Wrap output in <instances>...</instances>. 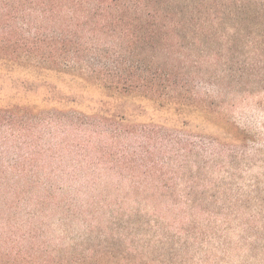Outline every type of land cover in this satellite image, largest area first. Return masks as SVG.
<instances>
[{
  "label": "trees",
  "instance_id": "obj_1",
  "mask_svg": "<svg viewBox=\"0 0 264 264\" xmlns=\"http://www.w3.org/2000/svg\"><path fill=\"white\" fill-rule=\"evenodd\" d=\"M263 21L264 0H0V68L54 71L111 96L137 95L167 114L151 129L124 115L57 108L56 192L52 186L38 191L37 174L15 168L17 159L5 161L0 154V238L7 235L10 246L0 250V264H53L15 251L27 250V241L38 239V220L51 215V206L57 208L62 238L56 260L55 253L47 258L57 264L156 263L144 254L131 262L130 253L137 250L171 254L173 264H181L173 260L187 250L192 260L200 255L198 263L206 264L201 250H226L235 228L243 236L250 230L264 232V224L251 227L239 220L238 209L246 205L237 208L227 199L205 204L196 192L207 194L213 188L201 189L196 184L200 178L188 175L185 183L192 185L176 190L170 176L174 170L184 182L182 168L194 162L189 158L199 147L194 140L205 144L192 136L193 126L195 131L202 125L228 128L237 136L212 108L213 100L222 106L226 93L248 85L249 78L241 75L246 61L235 62L245 66L236 69L230 63L235 57L264 56L258 51L264 47ZM31 116L0 109V129L22 139L16 128H25ZM127 136L138 145L123 148ZM96 140L109 146L98 147ZM19 145V151L29 148L22 141ZM33 157L27 160L35 166ZM5 164L15 168L12 175L3 172ZM118 168L134 179L126 190L108 188L123 196L112 200L104 194L106 188L97 194L104 176L113 171L122 175ZM195 168L199 173L201 167ZM83 191L94 193L82 200ZM215 192L210 198H219ZM164 200L170 202L168 213L158 208ZM94 237L104 240L92 246ZM121 245L126 251L117 255L114 250Z\"/></svg>",
  "mask_w": 264,
  "mask_h": 264
},
{
  "label": "rangeland",
  "instance_id": "obj_2",
  "mask_svg": "<svg viewBox=\"0 0 264 264\" xmlns=\"http://www.w3.org/2000/svg\"><path fill=\"white\" fill-rule=\"evenodd\" d=\"M258 51L264 55V47ZM241 61H246V67L243 65L237 66L236 63ZM222 62L224 63L225 61ZM230 64H235V69L237 67H245L241 75L244 78H249L248 85L243 87V89L239 88V93H226L228 95L225 99L226 103L222 106L218 100H213L215 103L212 108L223 116V120L233 125L237 131V136H235L233 130L228 128L223 129L219 126L202 125L195 131V126H193L194 133L192 136H198V139L201 137L206 140L203 141L205 144H199L194 140V144L199 147L196 148L194 156L190 157L189 161L197 163L192 162L182 168L184 169L182 173H186L185 180L183 179L184 182L179 179L182 174H174V170L170 176L174 178L172 185L177 186L176 190H181L183 187L188 188L192 185L185 183L187 182V176L195 175V177L200 178L199 180L196 179V184L201 189L213 188L212 190L208 189L207 194H202L200 189L197 190L196 193L200 195L197 196L199 197L198 201L210 204L223 202V200L227 199L229 203H232L237 208L239 204H244L246 205L245 209H238L240 214H242L239 220L242 219L243 222H246L251 227L263 226L264 56L235 57L233 63ZM42 71H33L12 65L0 68V109L12 110L16 114L19 113V116L32 115L31 121L25 125V128L22 125L16 128V132H21L22 139L16 137L17 135L15 137L9 136L4 128L0 129V154L5 161L17 159L20 163L15 168L24 170L23 172L29 175L30 173L37 174L42 183L35 186L38 191H42L45 186H52L54 192L57 191V177L53 176V174L57 176V108L89 114L104 111L105 114L109 115H124L128 121L133 123L151 125V129L157 127L167 116L163 112H157L150 102L139 98L137 95L121 94L120 96H111L110 93L97 88L79 86L73 83L72 79L60 76L57 72ZM229 82L230 80H226L225 84ZM19 128L29 130L24 133V129L19 130ZM182 132L186 134V129ZM127 137V140L122 143L123 148L128 145L133 147L138 145L139 141L133 136ZM233 139H236V141ZM21 141L25 142L29 148H22V151H19L18 148ZM140 141L142 142V139ZM95 143L98 147L106 148L109 146L105 141L96 140ZM36 151L38 152L36 153ZM28 156H34L35 166L30 161L28 162ZM195 164L201 167V170L198 171L199 173H196ZM9 166L5 164L2 170L5 174L9 173L12 175V171L15 168L12 170L8 168ZM124 171L127 170L118 168V172H121L122 175H118L117 172L113 171L104 176L101 182L98 181L96 187H99V192L96 191V193L103 194L102 191L106 188L105 195L108 194L110 198L112 197V200L120 199L123 196L122 193L111 192L108 188L115 187L122 190L129 188L134 179L129 177L128 171L127 173ZM19 185H23V182L21 181ZM215 191L221 193L219 198L217 196H215L216 198H210L211 195L213 196L217 193ZM93 193L83 191L82 200ZM38 195L41 196L40 193ZM53 198L54 202H57V193H55ZM169 203L164 200L158 203L160 204L158 208L162 212L168 213L166 212V206ZM126 205L134 204L133 201H128ZM48 210H50L51 215L43 220H38L41 221L38 226V228L40 227L37 232L38 239L28 240L26 243L27 250L20 249L15 251H21L23 257L30 256V259L34 258L36 262L46 260L57 264L54 258L50 259L47 257H51L55 253L56 260L57 240L62 238V236L57 231V208L55 209L51 206L48 207ZM162 215L164 216L165 214ZM166 217L171 219L168 215ZM24 218L23 216L21 219L24 220ZM248 233V235L243 236L242 231L240 232L239 228H235L227 238L229 244L225 246L226 250H201L206 264H264V232L250 230ZM19 234H22L21 231H19ZM134 236V238L138 237V235ZM6 237L0 238V250H3V252L9 250L10 247ZM242 237H245V239ZM96 240L101 242L104 238L94 237L92 246L99 244L95 243ZM135 241L133 240V242ZM31 242L34 244L31 245ZM40 244L45 246L44 249H39L41 247L37 245ZM17 248L19 249V247ZM34 250H40V254L35 256L33 254ZM114 251L119 255L126 250H122L121 245L120 249ZM186 251L179 253L173 261L181 264H199L200 255H197L192 260L190 258L192 254L186 253ZM149 252V254L145 250L131 252L130 260L131 262H138L141 258L140 254H144L153 259L156 262L155 264H173L171 263V254H165L162 251Z\"/></svg>",
  "mask_w": 264,
  "mask_h": 264
}]
</instances>
